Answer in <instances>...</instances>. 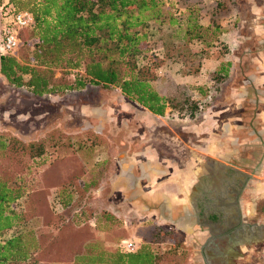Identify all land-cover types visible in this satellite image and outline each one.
I'll list each match as a JSON object with an SVG mask.
<instances>
[{"label": "trees", "instance_id": "obj_1", "mask_svg": "<svg viewBox=\"0 0 264 264\" xmlns=\"http://www.w3.org/2000/svg\"><path fill=\"white\" fill-rule=\"evenodd\" d=\"M11 2L16 11H27L33 15L34 24L27 30L31 31L35 41L31 50L23 53V58L0 54V76L11 88L35 97L53 95L71 89L65 82L66 76L68 72H79L82 75L77 79L78 87L84 88L86 84H91L104 90L117 88L125 98L136 102L153 115L163 116L167 107L179 116L199 115V104L185 93L184 86L171 80V84H166L165 88L163 86L164 92H160L152 86L156 80L153 69L140 67L138 63L143 44L147 40L146 30L160 24L159 20L163 16L160 7L162 0ZM179 3L191 15L201 8V0H179ZM151 21L154 24L148 27ZM212 21L204 26L191 20L183 29L177 18L169 19L172 48H176L174 54L182 60V71L186 74H198L207 55L190 52L185 47L179 49L178 40L181 37L188 42L199 40L212 45L220 33L216 20ZM56 70H63L60 78H55ZM223 73L220 75L215 72L208 76L209 82L213 80L217 84L212 86V90L209 89L212 92L210 102L219 98L221 88L225 85V70ZM52 143L55 145L52 138L41 143L24 142L15 135L0 131V264H26L33 260L36 262L43 256L41 249L44 236L38 234V231L29 230L4 242L1 237L16 226L34 220L36 223L37 218L43 217L45 210L41 207L38 192L44 188V181L38 171L40 167L48 165V151L53 148ZM85 150L89 152L90 148ZM79 156L82 159V154ZM64 160L66 163L70 158ZM107 163L106 160L93 162L91 168L80 175L84 179V191L96 187V181L102 177V169H105ZM59 193L60 204L64 209L69 203L70 193L67 188H61ZM21 199L28 202L25 210L21 213L10 212L9 206ZM73 221L69 223L75 225L81 222L78 218ZM54 223L51 226L54 227ZM94 224L99 232L113 234V237L126 234L122 229V220L109 212H101ZM163 233L168 232L156 226L148 228L143 233L146 234L143 245L134 253H125L119 249L95 252L89 246L88 251L85 248L84 252L76 254L72 263L159 264L162 258L156 245ZM99 243L103 244L95 238L88 241L89 245ZM75 249H79L78 246Z\"/></svg>", "mask_w": 264, "mask_h": 264}, {"label": "crops", "instance_id": "obj_2", "mask_svg": "<svg viewBox=\"0 0 264 264\" xmlns=\"http://www.w3.org/2000/svg\"><path fill=\"white\" fill-rule=\"evenodd\" d=\"M213 1L218 11L231 9L221 12L216 20L220 33L212 44L213 50L203 60L198 74H186L180 61L179 73L171 77L176 84L197 87L202 97L199 115L184 116L177 126H164L162 121L171 116L177 120V114L170 109L163 116H156L143 109L135 117L144 122L147 134L119 127L120 138L135 140L137 146L134 150L124 147L115 163L105 164V175L108 164L117 168L115 186L120 187L118 191L123 196L107 211L118 219L128 218V214L130 218L146 214L145 219H155L158 226L183 218L184 223L176 229L186 235L185 243L199 247V259L195 261L245 264L255 248L261 246L264 256V222L258 210L260 201L264 203V176H251L249 167L250 150L256 144L264 158V0H225V4L222 0ZM206 3L201 0L195 18L176 0V6L184 13L183 18H177L183 29L191 20L204 26L213 22V13H205ZM224 70L225 85L219 98L210 102L215 83L209 82L208 76L215 72L224 74ZM203 89H208L204 96ZM120 110L123 113L128 109L124 105ZM159 121L162 124H157ZM155 132L161 133L167 148H153L152 138L158 140V136L149 134ZM185 151L191 152L188 157L183 155ZM258 171L263 173L262 168ZM204 195L225 199V211L237 213L241 227L229 235L214 237L208 226L204 230L197 226L196 205ZM205 250L209 252L204 257Z\"/></svg>", "mask_w": 264, "mask_h": 264}, {"label": "rangeland", "instance_id": "obj_3", "mask_svg": "<svg viewBox=\"0 0 264 264\" xmlns=\"http://www.w3.org/2000/svg\"><path fill=\"white\" fill-rule=\"evenodd\" d=\"M205 1L207 2L205 13H213L214 19L212 20H219L221 12L225 14L231 11L227 7L218 11L214 7L213 0ZM222 1L225 4V0ZM160 7L163 15L159 20L160 24L146 30L147 40L143 44V52L139 56L140 59L138 58V63L140 67L153 69L156 80L152 82V86L161 92L166 84H171L172 75L179 73L180 61L182 63V60L174 54L176 48H172V39L169 37L171 27L168 22L170 18H183L182 14L184 13L176 6V0H162ZM214 10L216 11L212 12ZM196 15L193 16L197 18ZM184 21H186L185 18ZM150 24H154L153 21L148 23V27L151 26ZM178 41L179 49L185 47L190 52L204 53L203 55H209L208 52L210 53L214 48V45L211 47V45H204V43L188 42L181 37ZM34 43L31 31L27 29L22 31L20 44L13 55L23 58L22 55L25 56L23 53L31 50ZM219 47L221 46L217 45V48ZM109 55H114V53H109ZM62 74L63 70H56L55 78H60ZM80 75L82 74L79 72H68L65 82L71 86V89L43 97L31 96L24 91L11 88L0 76V131L7 135H15L24 142L41 143L52 138L55 143V145L52 143L51 147L53 148L48 151L50 156L48 165L40 167L38 171V175H42L41 180L44 181V188L38 192L41 207L45 210L43 217L37 218L36 223L35 220L30 221L6 231L1 240L4 242L29 230L38 231V234L44 236V245L41 249L43 256L39 257L36 262L33 260L26 264H73L74 256L84 252L85 248L88 251L89 246L94 248L95 252L103 249L120 250L119 246L122 241L126 240L137 241L141 246L146 236L143 233L148 228L156 226L168 232L161 234V240H157L156 247L159 249L162 258L159 264H205V260L195 261L196 258L199 259V247L185 243L187 237L182 231L176 229L171 222H163L164 225L159 226L155 225L156 220L145 219L146 214L132 215L131 218L128 214V218L121 219L124 227L122 229L126 234L113 237V234L109 235L98 231L94 224L96 218L101 212H108L107 209L114 205L116 199L121 200L123 197L118 191L120 187L115 186L116 176L114 174H116L117 168L108 164V174L106 175L105 169H102L104 170L102 177L96 181L97 184L93 190L84 191L85 183L83 176L80 175L87 172L93 162H105L106 160L108 163H115V158L120 150L135 147V140H122L120 138V126L134 132L142 131L146 134L147 132L143 126L144 122L141 123L135 117L144 109L143 107L125 98L117 88L111 87L104 90L91 84H86L84 88L78 87L77 79ZM181 86H184V91L188 96L197 103L201 102L202 97L199 96L200 93L195 85ZM208 89H203V96ZM124 105L127 106L128 110L121 113L120 107ZM170 109L167 107L165 112ZM98 110L101 111L100 114ZM172 113L175 112L172 111ZM184 115H177V120L171 116L162 122H164V126L167 123L171 126H177L179 122H183ZM160 123L161 121L157 124ZM152 134L158 136V140L152 138L153 148L159 150L162 146L166 148L169 146L162 143L161 133H150L149 136L151 137ZM181 135L183 139H186L185 134ZM85 148H90V151H86ZM78 151L84 160L81 159ZM190 153V151H185L183 155L188 157ZM262 153L263 151L258 144L250 150L251 176H264ZM66 158H70V161L65 163L64 159ZM260 161L262 162L263 173L259 171L255 174L252 173ZM72 174H77V176H70ZM61 188H67L70 193L69 203L64 209L60 204L61 195L59 192ZM260 202L258 210L264 222V203ZM27 203L21 199L9 206V211L21 213L25 210ZM80 214H86V216ZM75 218L80 219L81 222L75 225L69 223L74 222ZM53 222H55L54 227L51 226ZM90 238L100 240L103 244L89 245ZM76 246L79 249H75ZM261 250V246L255 248L250 261L245 264H264V256L261 255Z\"/></svg>", "mask_w": 264, "mask_h": 264}, {"label": "built area", "instance_id": "obj_4", "mask_svg": "<svg viewBox=\"0 0 264 264\" xmlns=\"http://www.w3.org/2000/svg\"><path fill=\"white\" fill-rule=\"evenodd\" d=\"M0 54H13L20 44V34L34 24L33 15L27 11H16L11 0H0ZM137 241H122L120 250L134 253L139 249Z\"/></svg>", "mask_w": 264, "mask_h": 264}, {"label": "flooded vegetation", "instance_id": "obj_5", "mask_svg": "<svg viewBox=\"0 0 264 264\" xmlns=\"http://www.w3.org/2000/svg\"><path fill=\"white\" fill-rule=\"evenodd\" d=\"M196 208L197 226L203 230L208 226L214 237L229 235L233 230L241 227L242 222L238 214L225 211L228 205L223 198H209L208 195H204L198 199ZM181 223H184L183 218H175L171 221L175 227ZM208 252L207 250L203 252L204 257Z\"/></svg>", "mask_w": 264, "mask_h": 264}, {"label": "water", "instance_id": "obj_6", "mask_svg": "<svg viewBox=\"0 0 264 264\" xmlns=\"http://www.w3.org/2000/svg\"><path fill=\"white\" fill-rule=\"evenodd\" d=\"M261 164H262L261 161L257 164L258 166H256V169H255L256 171H258L261 168Z\"/></svg>", "mask_w": 264, "mask_h": 264}]
</instances>
